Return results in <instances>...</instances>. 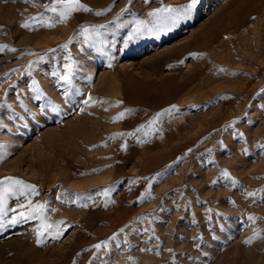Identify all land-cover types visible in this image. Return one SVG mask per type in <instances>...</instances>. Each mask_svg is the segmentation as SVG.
<instances>
[{
  "label": "rangeland",
  "instance_id": "obj_1",
  "mask_svg": "<svg viewBox=\"0 0 264 264\" xmlns=\"http://www.w3.org/2000/svg\"><path fill=\"white\" fill-rule=\"evenodd\" d=\"M50 2L0 0V180L35 185L64 231L37 243L8 194L0 264H264V0H199L177 24L149 13L189 0H81L93 11L22 27ZM73 61L65 102L52 72Z\"/></svg>",
  "mask_w": 264,
  "mask_h": 264
},
{
  "label": "snow or ice",
  "instance_id": "obj_2",
  "mask_svg": "<svg viewBox=\"0 0 264 264\" xmlns=\"http://www.w3.org/2000/svg\"><path fill=\"white\" fill-rule=\"evenodd\" d=\"M25 3L33 4L35 6L36 0H24ZM199 3V0H189L187 5L183 7L181 11L177 15H171L172 13H177V9L166 7V8H160L155 9L153 12L149 13V15L154 17H160L162 14H169L168 19H170L172 24H175L181 16H187L191 13L192 10H194ZM42 7L46 10V12L51 13V17H45L43 14H40L39 16H33L30 18L29 21H25L22 24V27L25 29H34L36 26H44L48 28H52L55 26V23H64L70 19V17L77 12L83 11V12H92L93 9H91L89 6L83 4L81 0H51L50 3L43 4ZM102 12H96V15H102ZM99 27H104L103 25ZM91 26H83L81 29V34L88 35L90 31H92ZM99 35V33H97ZM4 47L6 46H0V51H3ZM62 47L67 48L68 45L65 44ZM12 51H15V49H12ZM55 51V50H53ZM41 60L44 59V57L40 58ZM76 62L73 61L71 64H64V68L67 69V72L65 74H61L60 72H52V75L56 77L59 81H63L65 85H67V88L63 92V96L65 98V102H71L73 96L79 95V89H75L73 91V74H74V66ZM32 65L30 64L28 66V70L31 71ZM221 71H224V69H221ZM32 92L36 93L34 96V99L39 101L43 98L44 94L41 91L38 82L33 80L32 81ZM91 97H88L87 100L84 101L85 104L89 103L91 100ZM23 105V102H21ZM2 107H8L11 108L12 105H0V108ZM58 108L56 106H53V111H57ZM175 110V106H172V109L167 110L169 113ZM126 113H120L116 119L120 120L125 117ZM160 114H158L159 116ZM0 128H6V125L3 124L2 121H0ZM242 135V134H240ZM0 147H3V145H0ZM262 150H264V145L260 146ZM124 148L126 149V145H124ZM191 151V150H189ZM210 151V150H209ZM224 178L231 179L230 174L227 172V170H224L221 174ZM213 183H216V181H213ZM232 183L235 185L237 182L233 179ZM261 192H264V190H261ZM36 193V186L30 185L25 183L22 180L13 178V177H6L3 180H0V205H3L6 202V198L8 194H11L13 196L19 195L24 196L28 199L27 205L21 204L20 208L27 207L29 211L24 212L20 211L18 217H13L11 219V224H16L20 221L25 220H31V219H38L41 221L39 228L36 229V233L38 236L37 243H43L42 237L47 233L52 236V238H59L62 233L63 229L59 226V224L53 225L48 222L47 217L45 215V204H35L33 205L30 197L32 194ZM107 194V192H105ZM150 195V194H149ZM249 197H256L257 192H249L247 194ZM140 202H143V197L139 198ZM261 199H264V196L261 197ZM13 211H16L13 209ZM211 211V210H209ZM7 214V209L5 207L0 206V218H2L4 215ZM249 221H255L258 218L254 216L248 217ZM62 223V222H61ZM123 231V229H121ZM118 234L113 235L110 238V241H116ZM259 236V233H255L254 237ZM110 241H104L100 244L93 245V247L99 252L102 248H105L108 246ZM252 238H250L246 243H251ZM171 251V250H169ZM205 255H207L205 253Z\"/></svg>",
  "mask_w": 264,
  "mask_h": 264
},
{
  "label": "bare ground",
  "instance_id": "obj_3",
  "mask_svg": "<svg viewBox=\"0 0 264 264\" xmlns=\"http://www.w3.org/2000/svg\"><path fill=\"white\" fill-rule=\"evenodd\" d=\"M77 18H78V17H77ZM80 21H81V20H80ZM86 21H87V19H86ZM151 21H152V20H151ZM163 21H164V19H163ZM157 22L159 23V21H157ZM154 23H155V22H154ZM154 23H153V25H155ZM166 23H167V22H166ZM145 24H146V23H145ZM156 24H157V23H156ZM176 24H177V23H176ZM117 25H118V24H117ZM143 25H144V24H143ZM149 25H150V24H149ZM149 25H148V26H149ZM158 25H160V24H158ZM165 25H166V24H165ZM139 26H140V25H139ZM155 26H156V25H155ZM155 26H154V27H155ZM161 26H162V25H161ZM174 26H175V25H174ZM142 27H144V26H142ZM159 27H160V26H159ZM159 27H158V28H159ZM144 28H145V30H146L147 27H144ZM130 30H131V29H130ZM151 30H153V29H151ZM142 31H143V30H142ZM153 32H154V31H153ZM111 33H112V32H111ZM144 33H145V32H144ZM126 34H127V33H126ZM128 34H129V33H128ZM132 34H133V33H132ZM74 35H75V33H74ZM110 35H111V34H110ZM143 35H144V34H143ZM147 36H148V35H147ZM147 36H145V37H146L145 39H148ZM102 37H103V36H102ZM130 37H131V36H130ZM134 37H136V36H134ZM155 37H156V35H155ZM139 38H141V37H139ZM149 38H150V37H149ZM133 39H134V38H133ZM141 42H142V41H140V43H141ZM59 167H60V166H59ZM58 169H59V168H58ZM62 169H63V168H61V170H62ZM60 173H61V172H60ZM61 175H62V174H61ZM109 175H110V174H109ZM115 175H116V174H115ZM112 178H113V177H112ZM58 179H59V178H58ZM60 179H61V178H60ZM66 179H67V178H66ZM52 180H53V179H52ZM55 180H56V179H55ZM57 182H58V181H57ZM67 182H68V181H67Z\"/></svg>",
  "mask_w": 264,
  "mask_h": 264
}]
</instances>
